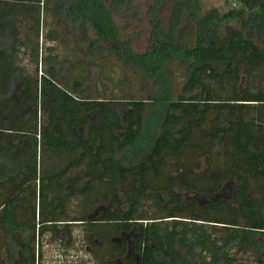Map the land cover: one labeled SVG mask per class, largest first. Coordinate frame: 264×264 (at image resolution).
Instances as JSON below:
<instances>
[{
    "label": "trees",
    "instance_id": "16d2710c",
    "mask_svg": "<svg viewBox=\"0 0 264 264\" xmlns=\"http://www.w3.org/2000/svg\"><path fill=\"white\" fill-rule=\"evenodd\" d=\"M131 4L0 0V264H42L43 238L74 225L112 256L125 246L111 239L130 234L138 264H264V0L205 13L154 0L142 52L112 17ZM48 42L72 46L59 57ZM113 64L127 76L113 82ZM92 69L111 98L90 87ZM226 181L235 206L158 193L210 197Z\"/></svg>",
    "mask_w": 264,
    "mask_h": 264
},
{
    "label": "rangeland",
    "instance_id": "374dc122",
    "mask_svg": "<svg viewBox=\"0 0 264 264\" xmlns=\"http://www.w3.org/2000/svg\"><path fill=\"white\" fill-rule=\"evenodd\" d=\"M107 2V0H105ZM201 1V10L203 13L216 9L215 11L224 12L233 4V0H200ZM154 0H132L131 7L125 9L123 15L112 16L113 20L118 28L121 38L129 43V45L137 52H142L148 44V40L151 34L150 21L148 18L149 9L153 6ZM161 17L165 23L168 22L170 9L166 5H162ZM49 18V17H48ZM47 20L49 21V19ZM47 21V23H48ZM45 24L43 29L48 28V24ZM55 42H48L47 44H54ZM72 46V44L65 45L63 43H55L53 45L55 52L58 53L59 57H62L64 54L65 46ZM44 52V51H43ZM114 65V64H113ZM108 66L110 68V75L112 76L113 82L122 75L127 76V72L122 73V68L118 66ZM95 70V69H94ZM93 69L90 72L91 78V88H104L105 96L108 98L112 97V93L116 92L115 86H113L109 80H102V82L96 81L95 71ZM125 80L122 84L119 85L124 91L127 90ZM136 86V85H135ZM140 88V87H139ZM141 93V92H140ZM145 93H141L143 96ZM48 106H46L47 108ZM10 166V165H9ZM6 164L5 167H9ZM234 181L223 182L221 188L217 193L208 197L201 195L193 190H186L179 186L178 184H173L169 191L158 192L166 196L164 199L167 200H176L178 197L179 200L182 199L185 203L195 201L196 206L200 207L206 205L209 202H216L220 198H224L229 201L230 205L235 206V202L230 200V194L233 188ZM170 194L169 198L168 195ZM177 198V199H178ZM210 200V201H209ZM74 204V203H73ZM71 205L69 207L71 213H75L77 206ZM171 205H174L175 202H170ZM144 209L150 215H158V211L153 206V200L148 199L144 204ZM61 237L55 238L50 234H47L43 238L42 245V264H96L92 254L89 253L86 249V240L85 232L82 227L79 225L73 226L72 236L68 237L65 235H60ZM6 243L3 241V234L0 230V253L2 256L6 254L5 251ZM254 254L242 255L240 258L244 264H257Z\"/></svg>",
    "mask_w": 264,
    "mask_h": 264
},
{
    "label": "flooded vegetation",
    "instance_id": "af4514ba",
    "mask_svg": "<svg viewBox=\"0 0 264 264\" xmlns=\"http://www.w3.org/2000/svg\"><path fill=\"white\" fill-rule=\"evenodd\" d=\"M85 236L90 238V242L84 237L86 240V249L89 253L92 254V257L96 264H122L124 263V258H133L135 259V262L139 263V257L138 254L132 249V246L134 245L133 242L131 244L130 240V234L125 233L124 231L121 233L120 236L114 237L111 239L116 246H118L119 249L122 250V245L125 246V249L122 251V253L112 256L109 251L107 253L105 251H98L99 245H101V241L97 237L91 236V234L85 233ZM98 247V248H97ZM107 247H109L107 245ZM104 255V262H100L101 260L97 259V256Z\"/></svg>",
    "mask_w": 264,
    "mask_h": 264
}]
</instances>
